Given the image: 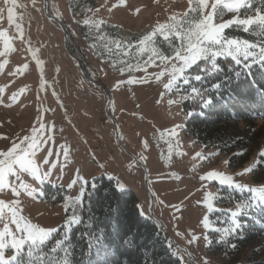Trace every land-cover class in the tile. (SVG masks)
Listing matches in <instances>:
<instances>
[{
	"label": "rangeland",
	"instance_id": "374dc122",
	"mask_svg": "<svg viewBox=\"0 0 264 264\" xmlns=\"http://www.w3.org/2000/svg\"><path fill=\"white\" fill-rule=\"evenodd\" d=\"M67 1L35 0L33 4V0H17L14 20L23 28L24 38L21 39L15 23L9 24L7 20L10 5L0 0V9H4L0 30H6L14 38L15 49L0 57V63L4 64L0 68V89H3L0 91V150H6L13 142L19 143L41 122L46 124L45 139L53 137L42 143L37 151L38 157H46L50 162L40 163L41 172L48 171L50 175L41 182L24 174L23 179L34 189L32 194L21 190V195L16 197L11 189H5L0 199L6 202L19 199L22 214L32 223L58 230L65 228L73 208L80 205L77 198H83L81 188L85 189V184L80 177L88 182L102 175L112 180L116 188L118 183L123 184L124 188L119 190L132 191L136 195L143 217L152 220L151 210L159 223L152 221L185 264H205V261L227 264L220 255L207 253L208 239L205 237L208 238L212 230L210 215L217 211L218 191L222 188L241 190L201 177L215 170L232 175L234 180L249 187L264 185V157L260 156L264 151V121H258L250 129L255 139L244 159L233 158L234 153L205 149L183 134L186 115L181 109L178 89L171 92L164 89L167 74L159 81L155 78L166 65L158 58L154 64H145L150 55L147 52L138 53L146 56V60L141 64H129L131 68L122 66L121 60L101 61L91 55L77 32L76 25L85 19L103 20L121 28L125 36L139 35V44L142 35L153 30L157 23L170 22L172 15L180 18L188 8L187 0H96L97 9L83 20L71 15ZM56 21L63 26L66 35L69 34L66 48ZM252 37V40H244L257 45L264 43V38ZM155 39L160 53L174 54L159 34ZM29 48L42 63L37 64ZM0 50H3L2 40ZM69 55L78 58L83 72L98 85L83 78ZM128 72L132 73L126 75ZM129 79L137 82L129 84ZM106 96L118 138L112 135L111 119L104 112ZM169 99L176 102L169 105ZM100 122L108 124L107 131L96 130ZM61 146L68 149L67 158ZM49 149L50 156L46 155ZM197 153L201 155L196 156ZM109 154H112L110 159ZM245 168L252 171L238 175ZM9 179L14 184L20 183L14 177ZM208 202L213 204L214 210H208ZM254 203L264 205L259 201ZM205 217L208 218L207 228L203 223ZM2 227L0 223V229ZM10 227L15 231L14 225ZM193 236L198 239L189 243ZM26 251L27 246L24 253ZM255 251L264 257V237L244 247L237 260L245 264Z\"/></svg>",
	"mask_w": 264,
	"mask_h": 264
},
{
	"label": "trees",
	"instance_id": "16d2710c",
	"mask_svg": "<svg viewBox=\"0 0 264 264\" xmlns=\"http://www.w3.org/2000/svg\"><path fill=\"white\" fill-rule=\"evenodd\" d=\"M260 4L261 0H253L252 10L242 9V13L253 14ZM67 8L73 17L83 20L97 9V2L68 0ZM76 28L94 58L112 62L121 60L122 66L141 64L146 60V56H139L136 51L140 37L137 34L125 36L121 28L108 23L102 24L99 31L84 23H78ZM226 35L243 40H252V36L264 38L254 26L248 32L233 26L226 30ZM112 41L121 42V49L112 45ZM106 44L111 46V52L105 47ZM68 50L73 54L70 48ZM217 63L222 69L219 73L205 76L199 82L193 79L189 85L181 81L177 88L182 97L189 95L192 87L203 91L210 89L213 83L222 84L219 92L213 90L208 93L213 98V104L208 108L200 107L199 98L182 100L181 109L186 115L183 134L205 149L234 153L233 158L241 160L246 157L255 139L250 129L258 121H264V95L253 85V81L255 85H264V68L253 65L250 74L237 80L232 70L246 71L242 65H235L230 58H218ZM190 71L195 74V69ZM251 197L249 192L228 188L218 191L215 201L217 211L210 215L212 230L208 233L207 253L220 255L227 264H241L237 257L243 248L264 237V205L261 204L247 210V215L237 217L243 227L235 234L225 235L223 232L231 225V212L236 205L248 202ZM137 203L138 199L132 191L119 190L112 180L102 175L88 181L82 203L75 209L82 222L71 229L59 228L44 251L51 255L50 248L55 240L65 237L67 233L72 264H185L159 227L140 214ZM95 238H101L99 243ZM20 259L26 260V253L20 255ZM245 264H264V257H260L256 251L252 252Z\"/></svg>",
	"mask_w": 264,
	"mask_h": 264
},
{
	"label": "snow or ice",
	"instance_id": "6c2138e0",
	"mask_svg": "<svg viewBox=\"0 0 264 264\" xmlns=\"http://www.w3.org/2000/svg\"><path fill=\"white\" fill-rule=\"evenodd\" d=\"M4 3L10 5L7 7V20L9 24H13L15 23L14 15L17 0H4ZM187 3L188 8L180 18L177 15H172L169 17L170 22L157 23L153 30L142 35L137 47L140 54L150 53L145 64H154L155 59L158 58L162 65H166L155 76L156 80L159 81L167 74L168 79L163 84L164 89L171 92L173 89L179 88L181 81L184 85H189L193 79L199 82L205 76H213L219 73L222 69L220 64L217 63L218 58H230L235 65H242V68L246 71L232 70L237 80L250 74L253 65L258 64L261 68H264V43L257 45L247 40H238L226 35V30L233 26L242 29L244 32H248L254 26L255 30H258L264 36V0H261L260 7L255 8L253 14L242 13L241 11L242 9L252 10L253 0H187ZM33 4H35V0H33ZM137 11L139 10L137 9ZM3 12L4 9H0V19L3 18ZM228 14H231V16L226 19L225 17ZM83 23L99 31L101 25L105 22L103 20L85 19ZM15 28L19 37L23 39L24 32L21 24L15 23ZM158 34L169 44L174 53L172 56H166L158 51L155 46V38ZM13 39L7 34L6 30H0V40L3 41V50H0V57L15 51L12 45ZM111 44L117 49H121V42L112 41ZM105 47L111 52V46L106 44ZM29 51H32L37 64L42 63L36 57L35 51L31 48H29ZM250 58L251 61L249 62ZM3 67L4 64L0 63V68ZM23 67L27 68L28 66L24 65ZM131 67L129 65V68ZM193 69H195L194 75L190 71ZM120 71H123V69H120ZM200 73H203L204 76ZM136 82L133 79L127 81L129 84ZM253 85L258 92L264 95V85H255V81H253ZM221 87V83H213L210 89L205 88L203 91L200 88L192 87L191 93L182 96L181 99L199 98L200 107L208 108L213 104V98L208 93L213 90L219 92ZM0 91H3V89H0ZM20 91L23 92V89H20ZM13 99H15V96H13ZM175 102L172 99L168 100L169 105ZM45 133L46 124L41 122L38 127L32 128L31 133L26 134L19 143L13 142L6 150H0V193L5 189H11L16 197L21 195V190L31 195L34 189L23 179V175L27 174L32 179L41 182L50 175L48 171L41 172L40 168V163L45 165L50 163L48 159L37 156L40 145L53 139L51 136H47L45 139ZM25 144L26 147H22ZM144 145L147 147V141H144ZM61 147L63 155L67 158L69 155L68 149ZM46 155H52L50 149L46 150ZM200 155V153L196 154V156ZM260 156L264 157V151L260 153ZM251 171V168H245L243 173L238 175ZM10 177H14L20 183H12ZM80 179L84 184H87L83 177H80ZM201 179L216 181L222 186L241 191L247 190L253 194L248 202L238 203L236 209L231 212V225L223 229L225 235L235 234L237 230L243 227L237 217L241 214L247 215V210L255 206V201L264 203V185L249 187L245 183L234 180L232 175H225L215 170L208 171ZM117 187L123 189L124 185L118 183ZM83 194L84 188H81V197ZM77 202L82 203V199L77 198ZM20 205L21 201L19 199H14L11 202L0 199V223L3 225L0 229V264H72L69 259L71 246L68 243L67 233L65 237L55 240L50 248L51 255H49L44 251V248L53 238V233L57 229L45 228L32 223L30 219L22 214L23 208ZM207 207L209 211L214 210L211 202H208ZM81 222V219L75 214V208H73V215L68 217L65 228L71 229L73 225H79ZM203 223L205 228L209 227L207 217L204 218ZM10 224L15 226V231L10 227ZM216 231L219 232L221 229H216ZM95 239L99 243L101 238ZM197 239L198 237L193 236L189 243ZM205 239L208 238L205 237ZM221 239L223 240V237ZM25 246H27L26 260L19 258L21 253L25 252ZM61 253L62 255H60ZM205 264H207V261H205Z\"/></svg>",
	"mask_w": 264,
	"mask_h": 264
},
{
	"label": "water",
	"instance_id": "95a60500",
	"mask_svg": "<svg viewBox=\"0 0 264 264\" xmlns=\"http://www.w3.org/2000/svg\"><path fill=\"white\" fill-rule=\"evenodd\" d=\"M56 22L59 24V26H60V28H61V30H62V33H63V39H64V46H65V48H66V36H67V35H66V32H65L63 26L60 24V22H59V21H56ZM69 56H70V58H72V59L75 61V63H76V65L78 66L79 71H80V73L82 74L83 78L86 79V80H88V81L91 82V83H94L95 85H98L97 83H95L94 81H92L91 79H89V78L87 77V75L83 72L81 66L79 65L77 59H76L74 56H71V55H69ZM106 97H107V96H106ZM109 103H110V102L108 101V97H107V102H106V107H105L106 114H107V115L109 116V118L111 119V124H112V126H113V128H114V133H115L116 137L118 138V133H117V130H116V127H115V122H114V120L112 119V117H111V115L109 114V111H108V109H109ZM120 146H121V145H120ZM124 152H125L126 154H128L130 157L134 158V157L131 156L127 151L124 150ZM151 201H152V198H151ZM149 214H150V218H151L154 222H156V223L158 224L159 222H158L155 218H153L152 213H151V210H149Z\"/></svg>",
	"mask_w": 264,
	"mask_h": 264
},
{
	"label": "built area",
	"instance_id": "2783aa9c",
	"mask_svg": "<svg viewBox=\"0 0 264 264\" xmlns=\"http://www.w3.org/2000/svg\"><path fill=\"white\" fill-rule=\"evenodd\" d=\"M76 82H77V81H76ZM96 109H98V110L100 111V113H102L99 105H96ZM104 112H105V110H104ZM104 123H105V122H100L99 125L96 126V127L98 128V129H96V130L100 131L101 128H103L104 130L107 131L108 129H107V126H106V125H108V124H104ZM112 135L114 136V132H113ZM111 157H112V154H109L108 158L110 159Z\"/></svg>",
	"mask_w": 264,
	"mask_h": 264
}]
</instances>
